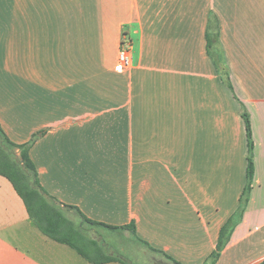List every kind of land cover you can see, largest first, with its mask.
Instances as JSON below:
<instances>
[{
	"label": "crops",
	"instance_id": "0c3cea01",
	"mask_svg": "<svg viewBox=\"0 0 264 264\" xmlns=\"http://www.w3.org/2000/svg\"><path fill=\"white\" fill-rule=\"evenodd\" d=\"M243 110L251 190L215 264L264 260V0H0V127L15 143L39 133L29 156L57 201L133 223L105 229L181 264H203L239 207ZM0 264L93 263L43 234L0 175Z\"/></svg>",
	"mask_w": 264,
	"mask_h": 264
},
{
	"label": "trees",
	"instance_id": "16d2710c",
	"mask_svg": "<svg viewBox=\"0 0 264 264\" xmlns=\"http://www.w3.org/2000/svg\"><path fill=\"white\" fill-rule=\"evenodd\" d=\"M217 32H206L207 52L213 58L215 64L220 67L221 55L217 47ZM223 80L231 89L228 73L220 69ZM242 117L245 124L248 155L246 166V183L239 198V207L221 226L214 250L209 254L203 264H215L220 252L227 244L233 227L238 221L247 202L253 178V140L248 114L243 110ZM39 133L32 135L26 143H15L6 135L0 127V175L6 177L19 196L22 198L28 215L37 228L49 238L60 243L67 244L79 253L83 258L93 264L118 262L120 264H134L122 255L111 252L109 246L101 244L97 239L89 236L86 231L103 227L109 229H128L135 233L133 223L123 226H112L87 218L76 206L61 204L41 186L36 167L29 156V148ZM73 211L77 220L70 219L66 212ZM148 249L161 255L167 262L181 264L159 249L139 239ZM258 264H264V260Z\"/></svg>",
	"mask_w": 264,
	"mask_h": 264
},
{
	"label": "rangeland",
	"instance_id": "374dc122",
	"mask_svg": "<svg viewBox=\"0 0 264 264\" xmlns=\"http://www.w3.org/2000/svg\"><path fill=\"white\" fill-rule=\"evenodd\" d=\"M66 214L70 219L77 220L75 212L68 211ZM86 233L134 264H158L157 260L166 261L161 255L142 246L129 231H109L103 227H96L87 230Z\"/></svg>",
	"mask_w": 264,
	"mask_h": 264
},
{
	"label": "built area",
	"instance_id": "2783aa9c",
	"mask_svg": "<svg viewBox=\"0 0 264 264\" xmlns=\"http://www.w3.org/2000/svg\"><path fill=\"white\" fill-rule=\"evenodd\" d=\"M131 48L127 47H120L117 53V61L115 64V69L118 71L126 70L131 66Z\"/></svg>",
	"mask_w": 264,
	"mask_h": 264
},
{
	"label": "water",
	"instance_id": "95a60500",
	"mask_svg": "<svg viewBox=\"0 0 264 264\" xmlns=\"http://www.w3.org/2000/svg\"><path fill=\"white\" fill-rule=\"evenodd\" d=\"M158 264H172L170 262L164 261V260H157Z\"/></svg>",
	"mask_w": 264,
	"mask_h": 264
}]
</instances>
